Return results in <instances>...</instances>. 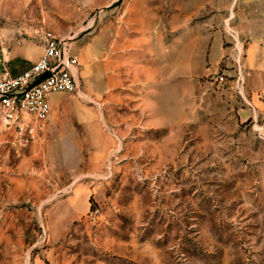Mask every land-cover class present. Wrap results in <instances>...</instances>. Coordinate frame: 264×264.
<instances>
[{"label": "rangeland", "instance_id": "374dc122", "mask_svg": "<svg viewBox=\"0 0 264 264\" xmlns=\"http://www.w3.org/2000/svg\"><path fill=\"white\" fill-rule=\"evenodd\" d=\"M246 10L0 0V75L48 35L80 62V93L51 94L31 137L0 120V264H264V53L246 51Z\"/></svg>", "mask_w": 264, "mask_h": 264}, {"label": "built area", "instance_id": "2783aa9c", "mask_svg": "<svg viewBox=\"0 0 264 264\" xmlns=\"http://www.w3.org/2000/svg\"><path fill=\"white\" fill-rule=\"evenodd\" d=\"M79 66L68 39L46 36L37 60L21 71L4 70L1 73L0 120L9 128L31 137L51 113V94L80 93ZM45 73L47 75L40 79ZM215 80L223 83L226 79L219 75ZM234 87L239 93L243 88L240 69Z\"/></svg>", "mask_w": 264, "mask_h": 264}, {"label": "crops", "instance_id": "0c3cea01", "mask_svg": "<svg viewBox=\"0 0 264 264\" xmlns=\"http://www.w3.org/2000/svg\"><path fill=\"white\" fill-rule=\"evenodd\" d=\"M243 3L246 7V11H245V20L247 21V28H246V32L245 35L248 36L250 38L246 51L247 53H264V0H243ZM259 3L260 4V13H259V17H254L253 13H252V6ZM234 13L233 11H231L230 13V17H233ZM255 51V52H253ZM38 58V57H37ZM34 59V58H33ZM32 59V60H33ZM119 68V72H118V77H117V84L121 85V87H124L125 90L127 88L128 81L126 80V73H129L130 70H132L133 66H127V65H123L121 68L122 70L120 71V67ZM83 74L85 75V69H83ZM135 78L138 79L139 78V70L138 67H136L135 70H133ZM120 78H122L120 80ZM148 89H149V94L151 92L152 93V89H150L151 87H154V82L155 81V70H151L149 71L148 74ZM139 87V85H137ZM150 98V97H149ZM155 97L152 95L151 99H150V103L149 107H151L152 109L155 108V103L154 100ZM124 101V100H123ZM155 113L157 114V112L153 111L151 112V115H155ZM159 113V112H158Z\"/></svg>", "mask_w": 264, "mask_h": 264}, {"label": "water", "instance_id": "95a60500", "mask_svg": "<svg viewBox=\"0 0 264 264\" xmlns=\"http://www.w3.org/2000/svg\"><path fill=\"white\" fill-rule=\"evenodd\" d=\"M46 75H47V73L43 74V75L40 77V79L44 78ZM40 79H39V80H40Z\"/></svg>", "mask_w": 264, "mask_h": 264}]
</instances>
